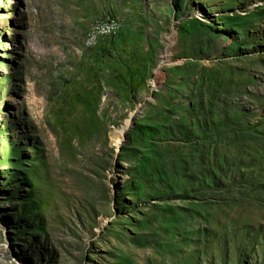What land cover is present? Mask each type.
<instances>
[{"label":"rangeland","instance_id":"obj_1","mask_svg":"<svg viewBox=\"0 0 264 264\" xmlns=\"http://www.w3.org/2000/svg\"><path fill=\"white\" fill-rule=\"evenodd\" d=\"M0 264H264V0H0Z\"/></svg>","mask_w":264,"mask_h":264},{"label":"bare ground","instance_id":"obj_2","mask_svg":"<svg viewBox=\"0 0 264 264\" xmlns=\"http://www.w3.org/2000/svg\"><path fill=\"white\" fill-rule=\"evenodd\" d=\"M115 26H116L115 22L114 23L108 22V23L103 25V28H104L103 31L104 32H112V30L113 31L115 30ZM124 131H125V128L123 127L116 132V134H115V141L116 142H119L121 140V138L124 134Z\"/></svg>","mask_w":264,"mask_h":264},{"label":"built area","instance_id":"obj_3","mask_svg":"<svg viewBox=\"0 0 264 264\" xmlns=\"http://www.w3.org/2000/svg\"><path fill=\"white\" fill-rule=\"evenodd\" d=\"M104 29V28H103Z\"/></svg>","mask_w":264,"mask_h":264}]
</instances>
